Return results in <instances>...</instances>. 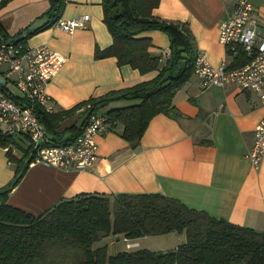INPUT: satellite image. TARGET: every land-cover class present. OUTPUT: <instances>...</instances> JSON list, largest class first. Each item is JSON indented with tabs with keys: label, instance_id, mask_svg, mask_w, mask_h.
Wrapping results in <instances>:
<instances>
[{
	"label": "crops",
	"instance_id": "0c3cea01",
	"mask_svg": "<svg viewBox=\"0 0 264 264\" xmlns=\"http://www.w3.org/2000/svg\"><path fill=\"white\" fill-rule=\"evenodd\" d=\"M250 1L256 8L257 30L264 34V0ZM237 2L162 0L153 12L164 20L189 24L197 50L204 51L214 65H221L223 60L234 65L240 58H234L220 42V26ZM65 3L61 19L89 14L87 29L67 32L55 24L19 41L32 47L47 44L68 57L47 85L55 110H65L91 96H103L112 89L155 77L158 69L141 73L129 63L119 64L116 57L97 58L98 48L114 44L104 22L103 0ZM50 5L49 0L0 3V39L3 34L8 39L25 38L31 29L48 20L45 13ZM139 37L152 39L149 50L153 55H163L170 49L171 39L161 30H146ZM177 90L173 103L181 111L179 116L158 112L138 142L123 136V122L110 124L104 133L97 135L96 161L80 170L44 162L29 164L24 176L9 191L8 202L41 215L62 198L84 192L106 195L157 192L177 197L186 206L205 209L213 217L264 230V156L259 167L249 158L255 126L264 116V104L258 93L236 84L206 88L194 72ZM137 101L117 100L99 110L104 113L109 108ZM86 108L85 105L74 113H79L80 122L86 116ZM73 123L76 122L59 129L65 130ZM68 133L62 132L64 137ZM16 139L19 144L0 143V190L15 178L16 163L9 159L7 146L19 157L27 151V138ZM23 162L27 164L26 159ZM117 235L127 238L123 233Z\"/></svg>",
	"mask_w": 264,
	"mask_h": 264
},
{
	"label": "trees",
	"instance_id": "16d2710c",
	"mask_svg": "<svg viewBox=\"0 0 264 264\" xmlns=\"http://www.w3.org/2000/svg\"><path fill=\"white\" fill-rule=\"evenodd\" d=\"M45 13L48 20L31 29V34L47 30L62 18L66 0H49ZM162 0H103L104 22L109 27L114 44L96 50L97 58L113 56L119 64H131L140 72L158 69L155 77L129 87L112 89L103 96H91L68 109L51 113L38 106L37 115L45 122L52 143L73 140L82 130L91 112L104 109L113 101L139 99L130 105L107 109L110 124L124 123L123 136L138 142L158 112L179 116L173 103L177 89L194 72L199 51L196 37L189 24L156 16L153 12ZM8 0H1V4ZM157 29L171 39L172 53L165 60L153 55L149 37H139L146 30ZM20 36V35H18ZM9 39H13L9 38ZM3 34L2 40H9ZM243 59L236 64L243 63ZM1 85V84H0ZM83 121L59 128L65 118L83 106ZM0 143L19 144L16 137L0 133ZM8 149L11 162H17L15 178L0 190V264H264V230L238 225L224 218L213 217L205 209L186 206L170 195L147 193L108 194L84 192L62 198L40 214L26 211L8 202V194L24 176L31 162ZM24 164V165H23ZM185 232L187 238L175 248L123 249L108 251V245L96 242L110 234H124L136 239L175 231ZM96 244V245H95Z\"/></svg>",
	"mask_w": 264,
	"mask_h": 264
},
{
	"label": "built area",
	"instance_id": "2783aa9c",
	"mask_svg": "<svg viewBox=\"0 0 264 264\" xmlns=\"http://www.w3.org/2000/svg\"><path fill=\"white\" fill-rule=\"evenodd\" d=\"M255 12L256 8L250 0H238L232 13L220 26V42L234 58H242L244 62L232 65L223 60L221 65H214L203 51L197 54L194 73L201 77L206 88L236 84L247 91L257 92L264 104V34L257 30ZM90 18L91 15L84 14L74 19H61L56 26L75 32L77 28L87 29ZM171 53L167 49L162 59H167ZM67 58L47 44L32 47L17 39L0 41V75L5 79L0 82V133L27 138L26 160L31 163L44 162L64 169L80 170L96 161L99 148L97 135L109 128L108 114L98 109L91 112L78 136L66 144H57L52 143L54 135L38 118L36 109L40 106L50 113L55 110L47 85L51 77L63 68ZM11 82L16 84L19 92L9 87ZM255 127V142L249 151V158L254 166L259 167L264 156V116Z\"/></svg>",
	"mask_w": 264,
	"mask_h": 264
},
{
	"label": "rangeland",
	"instance_id": "374dc122",
	"mask_svg": "<svg viewBox=\"0 0 264 264\" xmlns=\"http://www.w3.org/2000/svg\"><path fill=\"white\" fill-rule=\"evenodd\" d=\"M10 88H13L16 92H19V89L17 88L16 84L9 83ZM103 110V109H102ZM82 118V117H81ZM80 122L79 113L72 114L69 117L65 118L63 122V127H65L66 124L71 122ZM16 163L17 162H13ZM187 238V235L185 232L175 231V232H169V233H163L162 235L159 234H152L149 235V237H140V238H130L125 239L122 236L116 235V234H110L109 236L103 237L102 240L96 242V244H104L106 243L108 245V251L110 253H116L119 250L123 251V249H130L132 248L135 250L136 248H143L146 247L147 249H168V248H175V246L178 245V243H181ZM128 243L133 244V246L128 245ZM95 244V245H96Z\"/></svg>",
	"mask_w": 264,
	"mask_h": 264
},
{
	"label": "water",
	"instance_id": "95a60500",
	"mask_svg": "<svg viewBox=\"0 0 264 264\" xmlns=\"http://www.w3.org/2000/svg\"><path fill=\"white\" fill-rule=\"evenodd\" d=\"M4 78L0 75V82H4Z\"/></svg>",
	"mask_w": 264,
	"mask_h": 264
}]
</instances>
